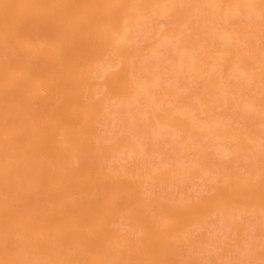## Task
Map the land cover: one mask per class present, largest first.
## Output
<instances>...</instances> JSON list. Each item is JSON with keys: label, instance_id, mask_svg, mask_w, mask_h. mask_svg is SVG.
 <instances>
[{"label": "bare ground", "instance_id": "bare-ground-1", "mask_svg": "<svg viewBox=\"0 0 264 264\" xmlns=\"http://www.w3.org/2000/svg\"><path fill=\"white\" fill-rule=\"evenodd\" d=\"M0 264H264V0H0Z\"/></svg>", "mask_w": 264, "mask_h": 264}]
</instances>
